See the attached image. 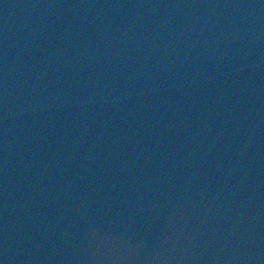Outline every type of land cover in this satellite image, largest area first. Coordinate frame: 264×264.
I'll return each mask as SVG.
<instances>
[{
    "label": "water",
    "instance_id": "95a60500",
    "mask_svg": "<svg viewBox=\"0 0 264 264\" xmlns=\"http://www.w3.org/2000/svg\"><path fill=\"white\" fill-rule=\"evenodd\" d=\"M0 264H264V0H0Z\"/></svg>",
    "mask_w": 264,
    "mask_h": 264
}]
</instances>
